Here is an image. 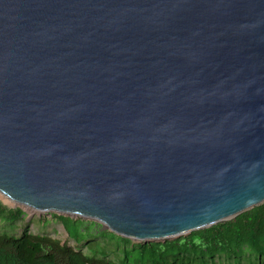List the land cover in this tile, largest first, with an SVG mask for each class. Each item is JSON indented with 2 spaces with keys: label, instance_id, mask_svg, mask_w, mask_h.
Listing matches in <instances>:
<instances>
[{
  "label": "water",
  "instance_id": "95a60500",
  "mask_svg": "<svg viewBox=\"0 0 264 264\" xmlns=\"http://www.w3.org/2000/svg\"><path fill=\"white\" fill-rule=\"evenodd\" d=\"M0 192L146 242L264 203V0H0Z\"/></svg>",
  "mask_w": 264,
  "mask_h": 264
},
{
  "label": "trees",
  "instance_id": "16d2710c",
  "mask_svg": "<svg viewBox=\"0 0 264 264\" xmlns=\"http://www.w3.org/2000/svg\"><path fill=\"white\" fill-rule=\"evenodd\" d=\"M20 208L0 202V225L23 219ZM76 243L73 248L47 235L0 234V264H264V203L235 218L188 235L164 241H137L106 228L101 223L52 214ZM49 221H47L48 223Z\"/></svg>",
  "mask_w": 264,
  "mask_h": 264
},
{
  "label": "rangeland",
  "instance_id": "374dc122",
  "mask_svg": "<svg viewBox=\"0 0 264 264\" xmlns=\"http://www.w3.org/2000/svg\"><path fill=\"white\" fill-rule=\"evenodd\" d=\"M0 202L6 205L9 208H20L25 213L23 219L15 220L11 224L15 227H11L7 224L5 227L0 225V234L8 233L10 235H20L24 231H27L30 235L42 234L47 235L56 239H60L62 242L67 241L70 246L75 249L87 251L86 243H76L73 239L69 238L67 232L63 225L52 216V214L62 215L56 212H40L32 208L23 207L17 205L10 199L6 198L3 194L0 193ZM66 216V215H64ZM78 216H75L76 218ZM83 219V218H82ZM47 221H49L47 223ZM101 228L98 227L93 232L96 233L99 230H102L105 225L101 224ZM133 242H137L135 239H130Z\"/></svg>",
  "mask_w": 264,
  "mask_h": 264
},
{
  "label": "bare ground",
  "instance_id": "6f19581e",
  "mask_svg": "<svg viewBox=\"0 0 264 264\" xmlns=\"http://www.w3.org/2000/svg\"><path fill=\"white\" fill-rule=\"evenodd\" d=\"M1 193V192H0ZM2 194V193H1ZM4 195V194H3ZM6 198H8L6 195H4ZM9 199V198H8ZM11 200V199H10ZM12 201V200H11ZM137 241H141V240H137ZM143 242H145V241H143Z\"/></svg>",
  "mask_w": 264,
  "mask_h": 264
}]
</instances>
